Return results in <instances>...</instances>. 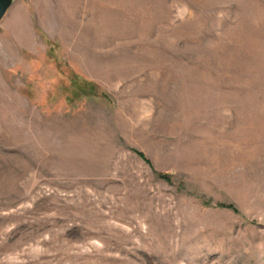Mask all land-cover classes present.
Segmentation results:
<instances>
[{"label": "rangeland", "instance_id": "rangeland-1", "mask_svg": "<svg viewBox=\"0 0 264 264\" xmlns=\"http://www.w3.org/2000/svg\"><path fill=\"white\" fill-rule=\"evenodd\" d=\"M0 264H264V0H14Z\"/></svg>", "mask_w": 264, "mask_h": 264}, {"label": "water", "instance_id": "water-1", "mask_svg": "<svg viewBox=\"0 0 264 264\" xmlns=\"http://www.w3.org/2000/svg\"><path fill=\"white\" fill-rule=\"evenodd\" d=\"M14 0H0V21L3 19Z\"/></svg>", "mask_w": 264, "mask_h": 264}, {"label": "trees", "instance_id": "trees-1", "mask_svg": "<svg viewBox=\"0 0 264 264\" xmlns=\"http://www.w3.org/2000/svg\"><path fill=\"white\" fill-rule=\"evenodd\" d=\"M165 177H166V176H162L163 179H167V178H165Z\"/></svg>", "mask_w": 264, "mask_h": 264}]
</instances>
